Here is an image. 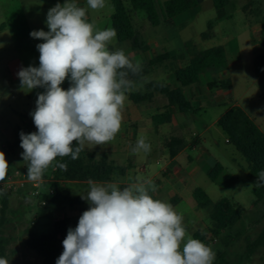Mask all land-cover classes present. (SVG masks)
<instances>
[{
  "label": "clouds",
  "instance_id": "9594fccd",
  "mask_svg": "<svg viewBox=\"0 0 264 264\" xmlns=\"http://www.w3.org/2000/svg\"><path fill=\"white\" fill-rule=\"evenodd\" d=\"M86 5L65 0L50 8L45 21L49 30L30 32L44 41L36 45L39 66L21 67L17 73L21 89H44L30 113L37 130L19 134L27 177L33 182H42L50 166L67 171V164L57 157L76 160L86 143L102 146L113 141L122 126L128 93L137 87L130 77L139 75L141 64L123 49L109 48L117 36L115 28L101 29L88 20V9H105L107 0H86ZM66 79L67 90L61 87ZM146 141L140 135L133 154L150 152ZM95 159H101L99 153ZM8 169L0 151V181ZM256 178L255 185H264V170ZM87 184L81 199L89 207L77 226L68 229L55 264H213V248L192 238L183 214L171 203L150 194L156 191L151 180L137 178L123 187L120 180L89 179ZM0 264L9 260L0 258Z\"/></svg>",
  "mask_w": 264,
  "mask_h": 264
},
{
  "label": "crops",
  "instance_id": "0c3cea01",
  "mask_svg": "<svg viewBox=\"0 0 264 264\" xmlns=\"http://www.w3.org/2000/svg\"><path fill=\"white\" fill-rule=\"evenodd\" d=\"M85 1L77 0V3L83 7ZM47 2L56 5L65 3V0H0V50L4 43L2 39L7 35L11 36L13 45L27 44L33 39L30 32L46 24V14L40 11V8H48ZM202 4L203 0H199L197 6L161 22L158 26H152L147 18H133L136 36L146 50L134 49L130 42L120 43L117 40L118 49H123L133 61L143 66L149 60L164 54H180L182 57L153 67L146 80L128 93L122 126L113 141L102 146L86 143L84 147L87 152L107 154L109 161L116 167L126 169L125 176L116 179L122 181L121 186L134 182L137 178L151 180L156 186V191L152 193L154 198L171 203L183 214L184 225L192 238L196 232L202 233L204 229H210L212 223L211 219L205 221L197 212V204L184 199L187 194L193 197L197 188L203 189L211 198V194L199 185L198 178L203 175L209 179L208 175L214 166L220 164L223 171L213 183L223 193L231 194L241 182L240 172L246 174L245 166L239 163L235 155L232 163L236 166V171L228 169L219 159L213 157L208 148V134L218 127L219 119L234 107L244 110L264 133V65L261 62L264 57V47L261 43L264 0H249L245 4L242 0H231V4L221 10L215 8L213 1L215 22L203 16L205 8H202ZM226 9L228 13L222 15ZM87 16L89 22H92L88 13ZM112 16L113 14L111 27ZM197 21H200L201 29L199 33L194 34L192 32ZM210 23L213 26V37L203 40L201 35L207 31ZM189 42L193 43V48L187 50L185 45ZM218 46L225 50L228 65L226 70L208 71L189 81H177L175 73L189 64L191 53ZM109 48L114 51L111 46ZM1 60L0 56V77L4 67L7 73L12 75V79H15L18 71L24 67L19 56L11 58L6 66L1 65ZM12 64L13 68L10 67ZM234 67L238 68L237 71H233ZM214 81H230L232 87L227 91L210 89L208 85ZM149 82L161 83L165 85V89L147 90L145 84ZM175 93L183 95L191 105L192 111L182 113L170 106L169 95ZM9 95L24 98L23 94L12 89L9 90ZM135 95L139 97L133 99L132 96ZM11 115L13 130L20 128L25 133L23 127H27L30 121L28 116L14 109ZM156 117L164 120L170 118V121L159 124L154 120ZM140 135L147 137L146 142L151 144V151L133 154L132 148ZM225 137V144L230 146L226 134ZM13 138L15 139V135ZM8 141L13 142L12 138ZM213 146L217 147L215 141ZM13 154L16 153L10 155ZM6 159L10 160L9 156ZM154 159L157 164L163 161L164 165L160 169L147 172L138 170V164ZM210 160L215 162L211 170ZM52 170L53 167L50 175ZM62 185L70 190L71 198L77 199L74 189L88 184L64 182ZM233 198L236 201L229 200L234 205L244 208L238 203L240 196ZM222 199L225 197L220 200Z\"/></svg>",
  "mask_w": 264,
  "mask_h": 264
},
{
  "label": "trees",
  "instance_id": "16d2710c",
  "mask_svg": "<svg viewBox=\"0 0 264 264\" xmlns=\"http://www.w3.org/2000/svg\"><path fill=\"white\" fill-rule=\"evenodd\" d=\"M114 13L112 16V27L117 32V40L120 43L130 42L134 49L146 50V47L141 46L139 39L136 36L133 25V17L131 10L125 5L124 0H110ZM133 11H142L152 26H158L161 22L171 19L179 14H182L191 8L198 5L199 0H168L158 2L157 0H128ZM215 8L221 10L231 4V0H213ZM252 1V0H251ZM262 46L264 47V18L262 20ZM213 37V26L210 23L208 29L201 35L203 40ZM186 49H192L193 43L189 42L185 45ZM189 64L178 70L175 73L177 81L184 82L192 80L199 75L208 71L226 70L227 59L223 47L218 46L208 50L191 53ZM179 55L164 54L149 60L145 65L141 66L139 75L131 76L130 78L137 82L143 83L149 76L153 67L162 65L170 60L181 58ZM264 65V57L262 58ZM210 89H221L224 91L230 90L232 84L230 81H214L208 85ZM145 89L161 91L165 89V85L157 82H149L145 84ZM138 95L132 96L133 99L138 98ZM169 104L177 108L180 112L186 113L192 111L191 105L184 99L181 93L169 95ZM159 124L170 121L161 117L154 118ZM32 126L35 127L33 121ZM217 126L226 134L227 141L248 164L249 176L256 180L259 171L264 170V133L250 119V117L240 107L230 109L217 122ZM20 128L14 129L15 139L10 144H7V149L4 148L5 158L10 156L11 152L20 149ZM76 142L73 141V146ZM96 152L82 151L79 158L71 159L70 156L57 157L56 161L67 164V171H62L55 168L51 172V179L48 180L50 194L46 200L51 204L74 206L79 200L70 197V190L64 187V182H85L92 179L95 182L114 181L117 178L125 176L126 169L116 167L109 161L107 154L99 153L101 159H95ZM54 161V164L55 162ZM223 166L216 164L208 177L212 182H215L221 172ZM123 187V186H122ZM153 195L152 193H150ZM255 201L254 208L261 206L264 212V185L255 186L254 189ZM154 197V196H153ZM9 194H5L1 200L0 209V258L8 259V247L11 244V239L5 234L4 229L9 223L8 215L10 213ZM193 198L200 209H206L209 212V217L212 222L210 232L214 237L207 240V235L201 232L194 234L195 239L209 245L212 241L219 240L221 249L217 251V258L213 264H227V250L235 246L241 239V229L239 224L242 222L248 211L240 206L234 205L229 199H222L214 203L209 195L201 188H197L193 192ZM175 204V202H174ZM69 228H72L69 220H59L53 223L52 229L48 234L34 236L29 243L31 248L43 258L44 264H55L56 260L62 253V241L67 235ZM264 249V228L257 239L251 241L247 238V246L244 254L241 257L242 262L249 260L253 255Z\"/></svg>",
  "mask_w": 264,
  "mask_h": 264
},
{
  "label": "rangeland",
  "instance_id": "374dc122",
  "mask_svg": "<svg viewBox=\"0 0 264 264\" xmlns=\"http://www.w3.org/2000/svg\"><path fill=\"white\" fill-rule=\"evenodd\" d=\"M157 1L162 3L165 0ZM242 1L245 4L249 0ZM124 2L126 7L131 10V14L134 19L147 18L144 12L133 11L128 0H124ZM107 3L109 7L105 9L92 10L89 8L87 12L91 18V21L95 22V24L101 29L111 27V15L114 13V8L110 0H107ZM47 4L48 8H40L42 9L40 11L45 13L46 16L48 10L55 6L54 3L49 4V2H47ZM86 6L87 5L85 1L83 7ZM202 6V8H205L203 16L208 20L212 19V21L215 22L216 11L213 7V0H203ZM227 13L228 10L226 9L221 14L226 15ZM40 29H43L44 31L49 30L46 24L42 27H36L34 30ZM200 29V21H197L192 33L197 34L199 33ZM9 32L8 34H10ZM2 41L4 43L0 50V56L2 59L1 65L3 64V66H6L11 58L19 56L23 61L24 67H28L29 65L35 67L39 66V52L36 48V45L43 43L44 41L33 38L27 44L13 45L11 43L10 35L4 37ZM109 46H111L114 51L117 50L119 46L117 44V38H115ZM10 67L13 68V64L10 65ZM237 69V67H234L233 71H237ZM13 79L12 75H9L4 67L0 77V91L2 92V97H0V112L2 114V116H0V151H3V148L7 149V144L12 143L8 141L9 138H12V141H14V122L11 115L12 109L16 110L18 113L28 116L30 121H28L27 127H23V129L26 134L30 133L29 129L32 128L31 122L33 121L30 113L35 110L37 94L44 91L43 88H36L30 92H27V89H21L18 76L15 77L14 80ZM69 86V81L67 79L61 85V87L65 90H67ZM11 89L15 90L17 93L20 92L23 94L24 98H14L13 96L9 95V90ZM225 138V134L220 128H213L208 134V148L212 152L213 157L219 159L223 165H225V167L230 170L236 171V166L232 163L233 155L237 157V160H239L241 165L245 166L246 174H242L240 172L241 182L239 186L231 194H225L215 183L211 182L203 175L198 178V182L199 185L203 186L206 191L211 194V199L213 202H217L224 197L231 199L232 201H236L234 200L233 196H240V201H238V203H240V205H242L248 211L242 222L239 224V228L241 229L242 233L241 239L235 244V246H232L227 250V264H264V249L253 255L245 262H242L241 260V257L244 254L247 246V238L251 241L257 239L264 228V212L262 211L261 206L258 208L253 207L255 201L253 189L255 187L256 181L248 175V164L246 160L233 147L225 144ZM214 141L217 147L213 146ZM3 145L6 147H3ZM22 152L23 149H17L13 151V153H16L15 155L13 154L9 156L10 160L6 159L8 160L9 164L7 175H11L15 170L23 171L25 173L27 172L26 162L23 161L21 156ZM210 161L211 170L215 162H213V160ZM163 165V161L157 164L156 160L154 159L149 162L145 161L144 164H138L137 168L139 170L141 167H144L145 172H147L148 170L160 169ZM50 171L51 166L44 172L42 177L44 182L40 183L38 187H34L32 183H27L24 185H15L11 189H7V187L0 188V209L3 196L5 194L10 195V213L8 215L9 223L4 229L5 234L11 239V244L7 250L9 264H44L43 258L40 257L29 245L32 238L34 236L48 234L52 229L53 223L59 220H69L71 227L74 229L78 224L79 217L89 207L87 201L81 199V196L86 195L88 191V185H83L74 189V195L79 200V202L74 206H69L66 204L59 206L56 204H51L49 200H46L49 194V187L46 181L50 179ZM36 192L38 193L36 194ZM184 199L188 202L196 204L194 198L189 194H187ZM44 201L46 202L45 206L42 205ZM197 210V212L202 215V218L205 221L210 219L208 210L200 208ZM211 228L212 223H210V229ZM210 229H204L202 232L207 235L208 241L214 238L210 232ZM208 246L213 248L216 260L217 251L221 249L219 240L214 239V241H212ZM181 247H183V245Z\"/></svg>",
  "mask_w": 264,
  "mask_h": 264
},
{
  "label": "built area",
  "instance_id": "2783aa9c",
  "mask_svg": "<svg viewBox=\"0 0 264 264\" xmlns=\"http://www.w3.org/2000/svg\"><path fill=\"white\" fill-rule=\"evenodd\" d=\"M30 133L31 132H35L37 129L36 127L32 126V128L29 129ZM228 143V141H227ZM145 168L141 167L140 171H144ZM44 180L42 178V182H33L30 181L27 177V172H23V171H19V170H15L11 175H7L4 181H0V188H4L7 187V189H11L13 188L15 185H24L27 183H32L34 185V187H38L40 183H43ZM48 182V181H46ZM38 192H36L37 194ZM51 193V191H49V194ZM42 205H46V202L44 201L42 203Z\"/></svg>",
  "mask_w": 264,
  "mask_h": 264
}]
</instances>
